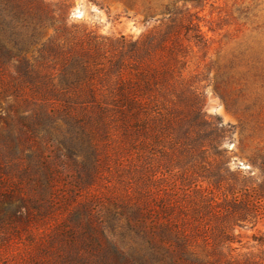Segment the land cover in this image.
<instances>
[{"label":"trees","instance_id":"obj_1","mask_svg":"<svg viewBox=\"0 0 264 264\" xmlns=\"http://www.w3.org/2000/svg\"><path fill=\"white\" fill-rule=\"evenodd\" d=\"M71 6L0 0V120L9 92L33 105L16 116L49 151L36 139L14 160L23 143L0 130L5 216L61 217L43 244L57 264H264V235L246 247L240 231L264 218V154L255 176L234 170L232 126L185 75L207 46L197 16L167 4L133 38L73 22Z\"/></svg>","mask_w":264,"mask_h":264},{"label":"rangeland","instance_id":"obj_2","mask_svg":"<svg viewBox=\"0 0 264 264\" xmlns=\"http://www.w3.org/2000/svg\"><path fill=\"white\" fill-rule=\"evenodd\" d=\"M167 4L186 7L193 17L197 16L207 46L190 50L185 75L203 92L207 113L232 126L224 140L231 167L255 176L264 154V0H72L70 17L104 35L137 38L167 17ZM2 102L12 118L8 125L0 120V130L10 127L23 143L14 160L26 163L27 154L36 150V139L47 154L48 145L40 139L41 134L33 136L16 116L15 107L27 112L33 105L19 103L10 92ZM3 173L0 172V264H57L43 244L61 217L27 224L5 216ZM25 189L28 192L27 186ZM12 200L19 203L16 196ZM240 231L243 245L253 244L251 234L264 235V218L256 228L248 226Z\"/></svg>","mask_w":264,"mask_h":264}]
</instances>
